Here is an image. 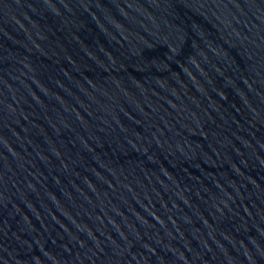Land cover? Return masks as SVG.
I'll list each match as a JSON object with an SVG mask.
<instances>
[{
    "label": "water",
    "instance_id": "95a60500",
    "mask_svg": "<svg viewBox=\"0 0 264 264\" xmlns=\"http://www.w3.org/2000/svg\"><path fill=\"white\" fill-rule=\"evenodd\" d=\"M0 264H264V0H0Z\"/></svg>",
    "mask_w": 264,
    "mask_h": 264
}]
</instances>
